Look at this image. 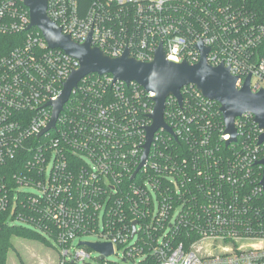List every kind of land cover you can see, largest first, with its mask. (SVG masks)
Masks as SVG:
<instances>
[{"label":"built area","instance_id":"1","mask_svg":"<svg viewBox=\"0 0 264 264\" xmlns=\"http://www.w3.org/2000/svg\"><path fill=\"white\" fill-rule=\"evenodd\" d=\"M47 8L64 34L78 43L91 35L92 45L113 57L128 50L152 61L161 47L167 59L196 64L201 44L208 48L207 62L229 67L239 88L251 75L252 91L264 89V29L238 0H92L84 15L79 0H47ZM30 22L24 0H0V223L38 229L54 241L58 264H147L150 258L158 264H264V141H258L263 130L254 114L236 119L237 139L250 118L259 134L240 142L233 164L215 161L213 170L206 164L201 172L195 163L192 173L187 159L154 147L163 133L178 140L198 132L201 144L193 148L207 152L204 132L211 129L217 101L185 86L182 106L169 96L164 112L174 134L159 129L146 164L132 179L153 123L155 93L138 82L92 73L69 100L90 79L110 86L109 93L77 107L79 126L61 117L68 100L55 127L40 136L52 120L51 102L80 61L49 47ZM222 128L229 146L237 139L227 143L225 123ZM17 162L26 165L29 178L10 179ZM23 191L33 197L40 219L24 220L18 212ZM95 234L98 242L113 244L110 256L100 259V252L80 240Z\"/></svg>","mask_w":264,"mask_h":264},{"label":"water","instance_id":"2","mask_svg":"<svg viewBox=\"0 0 264 264\" xmlns=\"http://www.w3.org/2000/svg\"><path fill=\"white\" fill-rule=\"evenodd\" d=\"M26 7L30 9V26L39 28L49 47L53 49H63L73 58H78L80 67L76 69L67 81L64 83V89L60 97L51 102L53 105L52 120L49 125L41 132L40 136L46 131L55 127L61 111L68 102L78 82L92 73L100 75L111 74L113 82L125 81L127 83L134 81L141 84L147 92H154L152 99L155 101L154 111L151 115L153 123L146 128V139L144 153L141 157V163L132 174L135 179L140 168H142L148 159L155 134L159 129L167 130L173 133V129L165 122V109L169 96L178 99L180 106L183 104L182 89L185 86L193 85L204 97L220 104V111L223 113L225 123V134L230 135L227 143L235 141L238 136L236 119L247 114H254V122L263 132L258 137V141H264V89L259 92H253L250 86L249 75L243 87H238V77L231 73L229 67L223 65L211 66L206 56L208 48L200 44L202 59L196 64H190L187 61L176 62L167 59L165 52L160 47L152 61H143L130 55L128 50L120 57H113L105 54L100 48L93 46L90 39L86 43H78L69 35L62 32V29L50 19L47 13V0H24ZM263 165L264 159L260 162ZM264 184V176L262 179ZM134 224L133 235L136 233V222ZM83 244L96 249L101 253L100 259L110 256L113 252V244L107 242H89L82 241Z\"/></svg>","mask_w":264,"mask_h":264},{"label":"trees","instance_id":"3","mask_svg":"<svg viewBox=\"0 0 264 264\" xmlns=\"http://www.w3.org/2000/svg\"><path fill=\"white\" fill-rule=\"evenodd\" d=\"M92 0H79V8L80 13L84 15L88 9L89 4ZM239 3L246 5L249 11L255 14V18L258 23L264 29V0H238ZM260 52L264 56V42L261 44ZM87 88L83 90L77 89L76 93L73 94L72 98L69 100L70 102L67 104L66 109L64 110L61 117L64 118L65 122L69 124L72 120L75 125L79 126L78 121L80 120L79 112L77 111V107L83 106L87 101L94 100L96 101L95 94L97 93H109L111 87L108 85H103L102 82H93L92 79L87 81ZM191 92V91H190ZM191 100V98H190ZM192 101V100H191ZM212 113L210 115V123L211 129L207 132H204L207 135V152L203 153L200 148H193L194 144H201L202 133L198 132H190L186 133L182 137L179 136L178 140L174 137L169 136L166 133L162 134L160 140L155 141L154 147L165 149H171L173 153L176 155H180L179 159H187L189 163V168L193 173L195 163L200 166L199 170L201 172L207 170V166L210 167L211 170L215 167V161L221 162L223 165L233 164L237 159V152L241 149L240 142L245 141L249 142L255 140L259 134L258 127H256L250 118V120L245 125L244 132L241 133L238 139L235 142H232L229 146L223 142L222 134H223V114L219 112V103L214 102L212 104ZM70 118V120H69ZM211 150V151H210ZM201 151V152H200ZM27 160V159H26ZM129 165L131 166V162ZM78 163V162H77ZM14 167L10 169V179L12 180V174H18L22 178H29L31 173L27 171L25 168L26 165L23 162H17L14 164ZM194 165V166H193ZM254 174L257 177L261 176V168L259 165H255ZM35 176V175H34ZM13 181V180H12ZM129 184V181H128ZM22 218L24 220L30 221L32 217L36 219H40L41 214L38 211L36 203L33 202V197L29 196L27 192H21V204L18 209ZM15 216V215H14ZM19 232L29 233L31 235H35L40 238L42 242H45L47 245L51 244V242L46 241L45 236L36 229L30 226L24 225L22 223H12V222H1L0 223V264H7V253L9 248H13V244L10 241V237L12 235H16ZM22 264L24 260L21 258ZM147 264H158V260L156 258H150L147 261Z\"/></svg>","mask_w":264,"mask_h":264},{"label":"rangeland","instance_id":"4","mask_svg":"<svg viewBox=\"0 0 264 264\" xmlns=\"http://www.w3.org/2000/svg\"><path fill=\"white\" fill-rule=\"evenodd\" d=\"M33 188L22 187L20 190L31 191ZM81 241L95 242L98 236L87 235L80 238ZM13 248H9L7 253V264H58V252L54 241L47 245L40 238L25 232H19L10 237ZM112 260H118V256H113ZM101 264V263H100Z\"/></svg>","mask_w":264,"mask_h":264}]
</instances>
